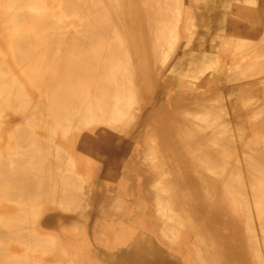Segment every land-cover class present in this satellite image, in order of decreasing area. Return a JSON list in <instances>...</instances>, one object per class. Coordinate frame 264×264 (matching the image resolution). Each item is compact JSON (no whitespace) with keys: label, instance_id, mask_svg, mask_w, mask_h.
I'll return each mask as SVG.
<instances>
[{"label":"bare ground","instance_id":"1","mask_svg":"<svg viewBox=\"0 0 264 264\" xmlns=\"http://www.w3.org/2000/svg\"><path fill=\"white\" fill-rule=\"evenodd\" d=\"M247 1L172 111L189 0H0V264H264V146L240 138L249 119L263 138L264 101L232 120L242 156L226 112L264 95V0Z\"/></svg>","mask_w":264,"mask_h":264},{"label":"rangeland","instance_id":"2","mask_svg":"<svg viewBox=\"0 0 264 264\" xmlns=\"http://www.w3.org/2000/svg\"><path fill=\"white\" fill-rule=\"evenodd\" d=\"M210 2H211V4L210 5H205V2L203 3L202 2V0H197V2L195 1V0H189V2H191L192 3V5L190 6V7H193L192 9L190 8V7H186L187 9V13H190L191 14V12H192V10L194 11V13L192 12V14L194 15H192L193 17V27L195 28L193 31L195 32V33H193V35H192V37H191V41H190V43L189 44H187V43H183V45H182V43L180 44V47H179V50H178V53H177V55L176 56H178V55H180V56H178V57H176L175 58V60L176 59H179V60H181V61H183V68L181 69V72H179V74H177V73H175V71L173 72V73H171L172 72V70H168L167 71V73H169V74H167V78L169 79V83H171L172 81V83L174 84L172 87H171V84H168V86H169V89L170 90H168L167 91V93H166V96L167 97H165L164 99H163V102H165L164 104L167 106V107H169L168 109L170 110H172V111H174V105L172 104V106H171V98H172V96H173V94H175L176 92H183L184 91V93H185V89L187 90V93H188V91H189V93H191L192 92V90L191 89H189L188 87H185V86H183V84L184 83H186V82H188L189 80L188 79H190V77H188L189 75H187V74H194V73H197V74H199V72H197V69H196V66H194V65H197V64H195V61H193L194 59V55H192L194 52H196V51H202V52H204L205 54H208V53H210V49L212 48V46L214 47V45H213V43L215 44V42H214V40H215V38L214 37H216V34L218 33V31H221V27H224V29H225V31H228L227 29H229V31L230 30H232L231 28L233 27V25H232V19H233V10H235V8L236 7H238V6H236V4L237 5H243V4H245V3H247V2H245V3H243L245 0H209ZM243 1V2H242ZM250 1V0H249ZM256 1H258L260 4H262V2H263V0H256ZM237 2V3H236ZM240 2H242V4L240 3ZM194 5V6H193ZM195 5L196 6H198V7H195ZM205 5V6H204ZM229 5V6H228ZM230 5H233V7H231L230 8ZM211 6V7H210ZM213 6H214V8H213ZM227 6H228V8H227ZM194 7H195V9L196 10H198L199 8V10L198 11H195V9H194ZM201 7H205V8H201ZM208 7H210L209 9H208ZM234 8V9H233ZM217 9V11L216 12H214L215 10ZM203 10V11H202ZM202 12V14H200L201 12ZM195 12H197V15H196V13ZM200 12V13H199ZM204 13V14H203ZM199 14V15H198ZM201 15V16H200ZM203 15V16H202ZM211 15H215V17L214 16H211ZM198 16V17H197ZM200 16V17H199ZM229 16V17H228ZM205 18V19H203V18ZM212 17H213V19H212ZM262 17V16H261ZM196 18H198L197 20H195ZM200 18H202V19H200ZM214 18H217V19H214ZM263 18H264V15H263ZM209 19V20H208ZM213 21H212V20ZM207 20V21H206ZM216 20V21H215ZM225 20H226V22H225ZM227 20H228V22H227ZM229 20H230V22H229ZM264 20V19H263ZM195 21V22H194ZM211 21H212V23H211ZM194 23H195V25H194ZM214 23V24H213ZM225 23H227V24H225ZM231 25H230V24ZM215 25V26H214ZM223 25V26H222ZM204 26V27H203ZM214 27V28H213ZM229 27V28H228ZM213 28V29H212ZM223 29V30H224ZM211 31V32H209V31ZM213 30V31H212ZM198 31V32H197ZM207 31V32H206ZM263 31H264V29H263ZM203 32H205L204 33V35H203ZM217 32V33H216ZM198 35H197V34ZM210 33V34H209ZM213 33V34H212ZM212 34V35H211ZM214 34H215V36H214ZM264 32L262 33V34H259V35H257V34H254L255 35V37H254V39L256 38V42H259V43H264ZM196 35V36H195ZM202 35H203V37H202ZM207 35V36H206ZM209 36V37H208ZM210 36H211V38H210ZM257 37H260V38H257ZM206 38V39H205ZM209 38V39H208ZM214 38V39H213ZM185 39V40H184ZM212 39H213V41H212ZM258 39V40H257ZM183 41H186V36H185V34H183V39H182ZM196 40V41H195ZM206 40H207V43H205L206 42ZM261 40V41H260ZM198 41H200V42H198ZM193 42V43H192ZM194 44V45H193ZM202 44V45H201ZM182 45V46H181ZM188 46V47H187ZM192 46H193V48H192ZM202 46H204V47H201ZM188 49H187V48ZM190 47V48H189ZM199 47V48H198ZM198 48V49H197ZM204 48V49H203ZM184 50H186L185 52H187V51H189V50H192V52L190 53V55H186L185 54V52H184ZM195 50V51H194ZM212 50V49H211ZM194 51V52H193ZM208 52V53H207ZM182 53V54H181ZM214 52L213 51H211V54H213ZM210 54V56H208V58L210 57L211 58V56H213V55H211ZM182 56V57H181ZM239 56L240 55H235V57H238L239 58ZM229 57L230 58H233V56L232 55H230L229 54ZM248 57H250V56H248ZM182 58V59H181ZM240 58H241V56H240ZM260 58H263L264 59V51H263V54H262V56L260 57ZM190 60V62H188ZM175 62V61H174ZM190 63V64H189ZM188 68H187V67ZM194 67V68H193ZM173 68V67H172ZM171 68V69H172ZM196 69V71H193V70H195ZM192 71V72H191ZM194 72V73H193ZM174 75V76H170V75ZM197 74H195V75H197ZM183 75H187L186 77L184 76L183 77ZM182 76V77H181ZM174 77H178V78H174ZM171 78V79H170ZM165 79V78H164ZM171 80V81H170ZM185 80V81H184ZM174 81H175V83H174ZM183 81V82H182ZM176 85H178V86H176ZM172 88H173V90H172ZM182 90H181V89ZM183 88H184V90H183ZM180 90V91H178V90ZM172 90V91H171ZM169 91H171V92H169ZM191 91V92H190ZM169 93V94H168ZM262 96V95H261ZM260 96V97H261ZM259 97V99L257 100V101H255L254 103L255 104H253V103H251L250 102V104L248 103V105H245V107H243L242 108V110H233V113L231 114V112L232 111H230V114H229V112L226 110V112L228 113V116H230L229 118H228V120L230 119V122H232L231 123V129L233 130V133L231 134L232 136L234 135V137H235V139L233 138V143H231L229 146H235V150H232L231 151V154H233V155H237V153H238V156H242V147H244L243 146V140L246 138V136L247 135H249L250 134V132L252 133V135H249L250 137L252 136V139H258L259 141H257V142H252V139L251 138H249V140L251 139V144H254V145H262V146H264V134H263V138H261L259 135V133H257V132H259V131H261V129L259 128V130L257 129V127H259V126H257V125H259V122H258V124H257V122L255 121V119H254V121L253 122H255L256 123V129H255V126L253 125L252 127H251V125H250V122H251V124H255V123H253L252 122V120H247V127H248V130H247V132L245 131L244 132V135L242 136V137H240V138H243V140L242 139H240V140H242L241 142H243L242 144H241V142H238L239 141V138H237V135H238V137L239 136H241L242 135V133H241V135H240V133H239V130H242V128L240 129V127H238L239 129H237V127H234V126H236V125H234V123H235V120L234 121H232L233 120V118H234V116H235V114L239 111V113H242V112H246L247 113V111H248V114H250V113H252L253 111H254V109L253 108H255L256 106H257V104L259 103H261L262 101H264V95H263V97H261L260 98ZM168 102V103H167ZM169 103H170V105H169ZM253 105V106H252ZM253 110V111H252ZM242 111V112H241ZM257 113H254L253 112V114H257V115H259V114H261L262 115V113H258V110L256 111ZM263 114H264V111H263ZM221 115H224V114H222L221 113ZM233 115V116H232ZM238 115V114H237ZM9 124V125H8ZM248 124H249V126H248ZM16 125H18V123H17V121H14V122H12V123H7V124H5L3 127L4 128H6L7 129V131L8 130H10L11 128H15L16 127ZM250 127V128H249ZM260 127H262V124L260 125ZM263 127H264V122H263ZM216 128V130H220V125H218V126H216L215 127ZM245 128V127H244ZM243 128V129H244ZM237 129V130H236ZM264 129V128H263ZM244 130H246V129H244ZM236 131H238V132H236ZM248 131H250V132H248ZM257 131V132H256ZM219 133V134H218ZM236 133H238V134H236ZM246 133H248V134H246ZM256 133V134H255ZM218 134V136H216ZM217 134H215L214 136H216L215 138H220V136H221V133L220 132H217ZM220 135V136H219ZM230 135V134H229ZM228 135V137H230L231 138V135L229 136ZM222 136H225V135H223L222 134ZM245 136V137H244ZM226 137H227V135H226ZM248 137V136H247ZM213 137H211V139H212ZM232 138H231V140H232ZM229 139V138H228ZM216 140V142H218L217 141V139H215ZM230 140V139H229ZM234 140H235V142H236V145L234 144L235 142H234ZM211 141V140H210ZM245 141V140H244ZM248 141V140H247ZM212 143H214V142H212ZM246 144H248L247 142H245ZM245 143H244V145H245ZM216 144H218V143H214L213 145H215V146H217ZM223 144V143H222ZM221 145V144H220ZM223 145H225V143L223 144ZM226 145H228V142L226 143ZM241 145H242V147H241ZM219 146V145H218ZM242 148V149H241ZM236 149H237V153H236ZM241 149V150H240ZM223 152H224V150H223ZM225 153V152H224ZM203 154H204V150H203ZM225 154H228V151L226 150V153ZM233 160H235V159H233ZM227 170H230V168H228L227 167ZM254 209V208H253ZM254 216L256 217V215H253L252 217H253V219L255 220V218H254ZM255 225H257L256 223H255ZM258 232V231H257ZM261 235V234H260ZM262 236V235H261ZM260 251V250H259Z\"/></svg>","mask_w":264,"mask_h":264},{"label":"crops","instance_id":"3","mask_svg":"<svg viewBox=\"0 0 264 264\" xmlns=\"http://www.w3.org/2000/svg\"><path fill=\"white\" fill-rule=\"evenodd\" d=\"M93 207H94V209L97 208L96 205H94ZM182 235L187 236V234H182ZM241 235H242V237H241V238H242V241H246V242H247V240H248L247 238L251 237V236L247 237V235H245V234H241ZM249 235H250V234H249ZM251 235H252V234H251ZM254 236H255V239H254V238H251V240H250V238H249L250 245H251V242H252V241L254 242V240H255V241L257 240V241H256L257 244H258V241H261V242H262V239H261L262 236H261V235L259 236V234H258L257 237H256V235L253 234V237H254ZM258 236H259V237H258ZM258 238H259L260 240H258ZM249 242H247V244H248ZM254 243H255V242H254ZM259 243H260V242H259ZM252 244H253V243H252ZM253 245H255V244H253ZM260 247H261V248H260ZM260 247H259V248H260L261 250H263V249H262V247H263V246H262V243H260ZM251 248L254 249L255 247H251ZM251 248H250V249H251ZM253 249H252V250H253ZM256 250H257V248H256ZM256 250H255V252H252V251H250V250L247 252V255H249V257H246V258H248V260L246 259V261H245L246 264H249V263H250V264H255V262H258V260L260 261V259H258V258H260V255L257 254L258 251L256 252ZM251 253H252V254H253V253H256V256H254L253 258H251V257L253 256ZM260 253H262V252L260 251ZM184 254H186L187 257H190V256L192 255V250H191V252H190V249H186V250L183 251L182 255H184ZM177 255H178V254H177ZM247 255H246V256H247ZM257 255H259L258 258H257ZM180 257H181V256H178V258H180ZM255 257H256V258H255ZM181 259H184V258L181 257ZM252 259H253V262L255 261L254 263H252ZM261 261H262V260H261ZM247 262H248V263H247ZM243 263H244V262H241V261L238 262V264H243ZM259 263H260V262H259ZM259 263H258V264H259ZM122 264H125V263L123 262V259H122ZM171 264H172V263H171ZM176 264H177V263H176ZM178 264H183V262L180 261ZM235 264H237V262H235ZM261 264H262V262H261Z\"/></svg>","mask_w":264,"mask_h":264}]
</instances>
